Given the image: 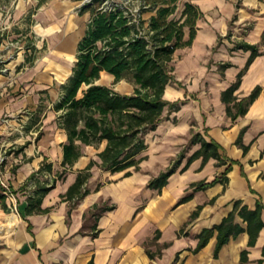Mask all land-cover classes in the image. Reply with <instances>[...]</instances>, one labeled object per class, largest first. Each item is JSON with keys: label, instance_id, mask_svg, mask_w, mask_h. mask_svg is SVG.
Masks as SVG:
<instances>
[{"label": "crops", "instance_id": "1", "mask_svg": "<svg viewBox=\"0 0 264 264\" xmlns=\"http://www.w3.org/2000/svg\"><path fill=\"white\" fill-rule=\"evenodd\" d=\"M186 1L203 15L191 45L175 51L174 80L165 87L164 98L180 107L166 108L157 127L144 135L147 147L137 169L112 171L99 156L107 140L78 141V159L62 164L68 133L60 123L63 109L56 106L73 74L90 12H73L81 0H0V65L8 68L0 72V153L7 152L4 175L15 195L4 199L20 216L14 214L7 236L16 227L14 237L0 242V264H240L244 252L243 264H264V0L179 4ZM35 20L43 26L46 48L29 39ZM244 43L259 53L249 65L252 49ZM240 74L229 104L234 113L236 101L256 87L260 93L244 114L232 118L222 93ZM95 83L124 95L135 88L106 71ZM202 140L215 142L220 157L190 159ZM171 167L165 186L150 187ZM87 171L81 188L87 192L68 197L78 174ZM38 185L53 186L42 197L44 211L28 214ZM236 202L251 210L261 205L263 226L249 245L247 222L236 212L234 222L243 231L216 253V227ZM206 229L213 233L195 251Z\"/></svg>", "mask_w": 264, "mask_h": 264}, {"label": "trees", "instance_id": "2", "mask_svg": "<svg viewBox=\"0 0 264 264\" xmlns=\"http://www.w3.org/2000/svg\"><path fill=\"white\" fill-rule=\"evenodd\" d=\"M44 0H40L42 3ZM104 0H94L82 7L81 14L90 12L85 35L78 43L77 61L73 74L62 87L63 94L57 108L63 109L60 115L61 126L68 133V142L63 145V165H73L81 154L78 141L83 144H98L107 140L106 147L99 153L101 165L112 171H122L130 167L138 168L144 157H138L147 145L144 135L154 130L161 121L165 109L174 111L180 103L169 102L164 98L166 85L174 80L172 61L178 48L191 45L196 32L197 21L203 15L201 9L191 1L183 3L179 11L180 0H138V9H132L126 1L110 3L102 7ZM151 12L148 19L143 13ZM179 13V15H178ZM188 28V37L185 29ZM245 48L252 49L247 65L258 55L257 47L244 43ZM27 48L35 49V46ZM30 59V57H28ZM223 67L227 64H223ZM103 71L115 77V82L128 79L134 85L133 93L124 95L113 88L96 84ZM241 79L223 91L222 99L228 104L227 112L236 118L244 114L249 104L260 93L256 87L251 94L236 101V112L232 111L230 102L236 97L232 94ZM86 86V88H82ZM80 90L82 95L79 96ZM197 136L194 137V140ZM202 146L190 159L202 156L203 161L210 157L219 158V147L213 141H201ZM94 164L90 162L88 169ZM231 167L228 166L227 170ZM175 167L168 168L150 181V187L161 189L166 185ZM127 171L126 174H129ZM89 172H80L75 183L70 186L68 197H81L82 185L89 177ZM199 183L196 188H205L214 183ZM38 185L35 195L29 199L27 213L44 211L40 207L43 195L52 187ZM5 195L0 196L6 208ZM262 206L253 210L240 206L236 202L233 211L216 227L218 242L216 253L232 235L243 231L234 222L235 213L247 222L249 245H253L259 230L263 226ZM197 212L192 214L195 217ZM14 214H6V222L0 221V238L10 234ZM213 229H206L200 234V241L195 249L198 251L209 240ZM247 260L246 252L242 254L240 264Z\"/></svg>", "mask_w": 264, "mask_h": 264}, {"label": "rangeland", "instance_id": "3", "mask_svg": "<svg viewBox=\"0 0 264 264\" xmlns=\"http://www.w3.org/2000/svg\"><path fill=\"white\" fill-rule=\"evenodd\" d=\"M107 1L112 4V3H115V2H119L120 3V2H122L124 0H107ZM125 1H126V3L130 4V6H131V8L133 10L134 9H138V7H139L138 0H125ZM182 7H183V3L181 2V4H179V11L182 9ZM80 11L81 10H78V8H74V11L73 12L80 13ZM149 14H151V12H145V13H143V18L144 17L147 18ZM178 15H179V13H178ZM40 24H41L40 21H38V20L36 21L35 20V25H34V31H35L34 34L35 35L32 34L31 38H29V39H32L35 42V45H38L39 48L43 47L44 45H45V48H46V46H47L48 43L46 41V35L44 34V30L41 28L42 25H40ZM24 39H25V41L23 43L25 45L26 43H28V40L25 37H24ZM14 44L17 45V43H15V42H14ZM3 204H4V202H2L0 200V221L2 223H5L6 222V214H9V213H12V212H15L17 214V216L19 217V219H20V216H19V214H18V212L16 210L12 211V209H10L8 206H6V208H4ZM15 232H16V227L14 228L13 233L9 237L0 238V242L7 241L9 243L10 241H8V239L11 236L14 237V233Z\"/></svg>", "mask_w": 264, "mask_h": 264}, {"label": "built area", "instance_id": "4", "mask_svg": "<svg viewBox=\"0 0 264 264\" xmlns=\"http://www.w3.org/2000/svg\"><path fill=\"white\" fill-rule=\"evenodd\" d=\"M94 0H81L80 4L78 5V10H81L82 7L86 6V5H89L91 3H93ZM110 3L106 0H104V2L102 3V7H107L109 6ZM11 44L13 45L14 42L12 41ZM0 60L1 62L3 61V59L1 58L0 56ZM8 68L6 66H1L0 65V72H3V71H7ZM6 162H7V152L6 151H3L0 153V194L1 195H5L7 197H10L12 200L15 199V195L10 187V185L8 184V182L6 181V178H5V166H6ZM12 210H16V207L14 206L12 208Z\"/></svg>", "mask_w": 264, "mask_h": 264}, {"label": "bare ground", "instance_id": "5", "mask_svg": "<svg viewBox=\"0 0 264 264\" xmlns=\"http://www.w3.org/2000/svg\"><path fill=\"white\" fill-rule=\"evenodd\" d=\"M12 214H16L15 212H12Z\"/></svg>", "mask_w": 264, "mask_h": 264}]
</instances>
